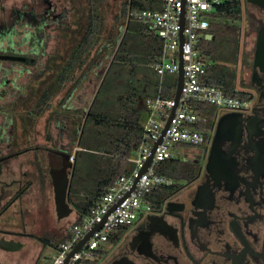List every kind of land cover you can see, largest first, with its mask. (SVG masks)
Returning <instances> with one entry per match:
<instances>
[{"label":"flooded vegetation","instance_id":"obj_1","mask_svg":"<svg viewBox=\"0 0 264 264\" xmlns=\"http://www.w3.org/2000/svg\"><path fill=\"white\" fill-rule=\"evenodd\" d=\"M249 20L256 41L243 42L240 30L238 44L242 66L249 75V107L214 118L204 143L189 148L183 157L194 168L191 179L181 182L145 219L136 221L95 264H263L264 71L254 63L258 40L264 36V18ZM3 55L10 64L21 63L30 69L39 66L34 51L12 50ZM18 101L14 96L0 97L4 105L0 117H10L2 132L7 136L0 134V264H14V254L26 246L24 238L48 239L26 232L28 207L24 201L35 183L27 167L24 126L34 116L28 115V120L15 117L13 107L20 106ZM18 124H22L23 135L13 130ZM73 137L67 136V144L46 151L51 169L63 167ZM68 200L71 205L70 191ZM49 245L57 248L54 243Z\"/></svg>","mask_w":264,"mask_h":264},{"label":"trees","instance_id":"obj_2","mask_svg":"<svg viewBox=\"0 0 264 264\" xmlns=\"http://www.w3.org/2000/svg\"><path fill=\"white\" fill-rule=\"evenodd\" d=\"M80 1L84 6H82V11H79L82 13V17L78 21V30L72 28V22L65 28L58 29L59 33H62L61 38H66L68 34L75 35L74 43L67 55L61 54L60 46L57 45V53L53 55L54 68L58 72V74L53 75L56 81L52 82V76H50L49 80L44 82L43 90L40 89L43 93L39 107L34 112L37 118L34 116L31 119L32 129L35 128L38 117L52 107L54 97L64 90L65 84L71 80L73 85L70 86V89L75 85L78 86L85 73H92V68L97 67V62L104 59L107 54L111 55L112 52L118 50L119 53L114 56V62L122 61L125 69L128 64L132 63L133 65L134 57H131L130 53L122 52L125 41L121 42L120 48L115 49L121 40V28L128 23L129 12L155 8L158 4L157 0H124L120 3L119 11L112 16V22H109L110 0ZM241 19L242 1L225 0L222 5L217 7L211 21L210 32L214 38L202 39L198 49L201 58L209 62L207 72L203 77L205 84L223 89L228 96L250 99L251 96L248 92L236 90V65L239 61L238 44ZM146 29L152 32L148 28ZM161 53L162 44L160 48L157 46L152 48L151 55L155 63L159 60ZM47 70L52 71L53 69L48 66ZM126 70L132 76L135 74L132 68L128 67ZM171 95V87L163 93L164 97ZM118 99L121 105V114L119 115L97 111L95 107L98 103L97 97L88 112L81 114L78 112L71 119V124L74 127L73 136L77 139L80 148L75 154V168L70 186V200L79 213L76 220L78 224L82 223L84 217L90 214L103 191L111 187L119 177L129 173L134 168V164L129 158L134 155L142 140L143 123L140 108L142 101L144 102L146 98L141 92L133 90V92L129 91L127 96H120ZM198 104L199 109L208 116V121L204 125H196L195 127L197 129L204 127L209 129L217 109L215 106L206 103ZM130 107L133 108L132 114ZM84 121L85 125L83 124ZM101 136H104L105 139L102 140ZM47 137L48 140L51 139V135ZM81 161L88 165L90 174H82L79 165ZM193 169L183 158L160 162L157 173L173 179L177 184L170 187H156L146 195V198L155 207H159L165 197L181 182L191 179L194 173ZM128 228L121 226L113 231L110 234L109 242L116 244ZM63 239L66 240L67 237ZM41 242L45 247L50 244L48 239H42ZM104 253L105 251H101L99 256L104 255ZM95 263L96 260L86 262V264ZM35 264L46 263L42 257H39Z\"/></svg>","mask_w":264,"mask_h":264},{"label":"built area","instance_id":"obj_3","mask_svg":"<svg viewBox=\"0 0 264 264\" xmlns=\"http://www.w3.org/2000/svg\"><path fill=\"white\" fill-rule=\"evenodd\" d=\"M157 2L155 8L129 13L130 18L162 40L161 56L153 64L160 77L157 94L145 100L146 119L143 124L142 140L134 155L129 158L134 168L103 191L99 201L91 209L90 214L84 217L82 223L78 224L75 221L68 227L67 239L57 245V254L53 257L52 264H64L67 259V264H86L88 261L96 260L101 251H106L104 245L110 243L109 237L113 231L121 226L131 228L140 218L145 219L154 211L155 206L146 195L156 187H170L175 182L157 173L159 163L183 158L189 148L202 145L205 133L210 131V128L195 127L208 121V116L199 109L198 103L215 106L217 110L214 118L222 112L245 111L250 105L249 98L228 96L223 89L203 82L209 62L201 58L199 44L202 39L210 40L213 37L210 32L211 21L217 7L224 1L157 0ZM181 52L184 62L181 96L163 135L175 106ZM167 73L176 77L171 86L170 97L163 96L164 77ZM161 137V142L155 148ZM150 157L151 162L145 169ZM74 158L75 155H72L71 160ZM134 185V190L120 202ZM101 223L102 227L69 257L86 234Z\"/></svg>","mask_w":264,"mask_h":264},{"label":"rangeland","instance_id":"obj_4","mask_svg":"<svg viewBox=\"0 0 264 264\" xmlns=\"http://www.w3.org/2000/svg\"><path fill=\"white\" fill-rule=\"evenodd\" d=\"M119 1L110 0L109 22H112V16L118 8ZM241 1L242 19L239 25L243 33L242 41L252 44L256 41V36L253 33L249 19L250 17L263 19L264 11L258 9L256 7L258 5L249 3L247 0ZM82 6L84 5L80 0H0V97H17L19 105L25 106L24 108L18 105L13 107L15 117L22 119L23 116L24 119H27L28 115L31 117L35 116L34 112L38 109L42 98L44 82L47 79L49 80L50 76H52V82L56 81L53 75L58 74V72L54 68L53 55L57 53L59 46L61 54H69L74 43L75 35L68 34L66 38H61L62 33L60 34L58 29L65 28L71 22L72 28L77 29L79 27L78 21L82 17V13L79 12L82 11ZM60 38L61 41H59ZM129 38L125 37L124 41L130 42ZM117 48L119 46L115 49ZM12 50L34 51L39 59L38 68L30 69L21 63L10 64L9 61H6L3 54ZM118 53V50L112 52L111 55L97 62V69L95 66L92 68V72L96 71L93 80L94 87L89 89L93 92L96 89L98 91L101 89L98 92V102L103 101L107 106L106 110L112 109V106L115 105V98L118 95L129 91L133 92V90L143 92L145 85L141 73L132 76L127 72L123 63L114 62V56ZM50 57H52L51 60ZM48 66L53 69V72L46 71ZM38 72L40 73L39 76H37ZM241 75L242 73L238 75L237 82L240 90L246 88L241 83L243 78ZM22 94L24 95L21 96ZM1 105L0 112H3L2 107L4 105ZM54 112V106L52 105L37 120L34 129L31 128V120L27 119L28 122L24 126L26 130L24 136L28 140L27 144L23 145L28 148L29 159L32 160L34 154H41L49 149H57L62 144H67V136L73 133L71 132L72 126L69 125L66 119V114L64 115V120L55 121L57 114ZM6 116L3 119L0 117V134L4 136H7V133L5 134L4 132L2 134L3 128L10 123V117ZM64 124H67L68 127H64ZM22 128V124H18L15 129L13 127V130L17 135H23ZM48 135H51L50 140H48ZM73 141H76V143H73ZM77 145V139L69 138L68 146L71 148L72 155L79 151L80 148ZM16 146L19 147L20 145ZM44 156L43 154L41 157ZM52 162L55 163V160H52ZM50 163L51 161H48L49 168L46 169V161L43 162L42 169L46 171L44 174L42 173L43 171H39L38 167L35 168L33 163L28 167L30 178L35 184L31 186V191L28 192V196H25L26 199L24 201L28 207L25 219L27 220L26 232L47 237L51 243L58 245L66 237L68 227L78 219L79 213L72 202L73 211L68 217L60 219L57 216L53 187L49 178ZM79 165L83 175L90 174V168L84 161L79 162ZM43 177L47 181L46 184L45 180L43 183L38 181L39 179L42 180ZM18 227V229L21 228V226ZM23 242L26 246L14 254V264H35L39 257H42L46 264H52L53 257L57 254L56 247L51 245L45 247L41 241L31 237L24 238ZM104 247L108 251L113 245L107 243Z\"/></svg>","mask_w":264,"mask_h":264},{"label":"crops","instance_id":"obj_5","mask_svg":"<svg viewBox=\"0 0 264 264\" xmlns=\"http://www.w3.org/2000/svg\"><path fill=\"white\" fill-rule=\"evenodd\" d=\"M124 0H120L121 3ZM120 3L118 5V8L115 10V13L119 11L120 9ZM130 13V12H129ZM122 35L121 40L119 43V48L121 45V42L124 41L125 37H130V42L124 43L123 51L124 53H130L131 57H134L135 60H133L132 63L127 65L126 69L132 68V71L135 72L134 75L137 73L142 74V80L144 81V89L143 92H141L145 98L155 96L157 94V88L160 77L156 73L155 69L153 68V64L155 61L152 59L151 51L152 48L161 46V39L154 34L153 32H149L146 28L144 29V26L140 24L139 22L128 18V23L125 27L121 28ZM124 33V34H123ZM109 54L106 55L108 57ZM129 59V58H127ZM241 57H239V61L236 65L237 68V77H236V90H240L237 86L238 82V75L242 73V81L241 83L246 86L245 89H241L240 91H248V84H249V75L246 71V69L242 66ZM123 63L122 61H120ZM61 63V62H58ZM96 69L98 67H95ZM96 72V71H95ZM95 72L89 73L86 72L84 75V78L82 79L81 83L78 86H73L72 89H70V86L73 85L72 81L69 80L68 83L65 84L64 90L59 92L57 96L53 99V106L54 111L56 112L57 116H55V121L58 120H64V115L66 114V119L69 124H71L72 117L74 118L75 115L80 112H88L90 108L92 107L94 101L98 97V90L96 89L95 92H93L90 87H94V78H95ZM79 74V73H78ZM175 75L167 73L164 77V85L165 90L170 89V87L173 85L175 81ZM89 79V80H88ZM129 93V92H128ZM120 96H127V92L124 94L118 95V97L115 98L114 104L112 106L111 110H106V104L102 102H98L96 104V110L99 112H105L110 115H119L121 114V105L119 103V97ZM130 99V98H129ZM145 99V100H146ZM132 107H130V113L132 114ZM141 111H142V123L144 124L146 119V108H145V101H142L141 104ZM54 112V113H55ZM72 126V124H71ZM65 127V124H64ZM71 132L74 133V127L72 126ZM73 133L71 135H73ZM101 139L104 140L105 137L101 136ZM74 140V137H73ZM73 143H76V141ZM78 143V141H77ZM78 146V145H77ZM28 153V150H27ZM45 155L44 157H41L42 155ZM36 157V159H35ZM27 160V167H30L33 163V166L36 168H39V171L43 174L46 172L44 169H42L43 162L46 161L45 168L48 169V161L49 157L47 155V152H42L41 154H34V158ZM29 165V166H28ZM29 169V168H28ZM30 173V170H29Z\"/></svg>","mask_w":264,"mask_h":264},{"label":"water","instance_id":"obj_6","mask_svg":"<svg viewBox=\"0 0 264 264\" xmlns=\"http://www.w3.org/2000/svg\"><path fill=\"white\" fill-rule=\"evenodd\" d=\"M247 2L255 4V5H258L261 8H264V0H247ZM213 38L214 37H211V39H213ZM182 41H183V37H182ZM183 63L184 62H183L182 52H181V54H180V71H179V75H178L177 91H176V94H175V106H174V108L172 110V114H171V117H170V119H169V121H168V123L166 125V128L163 131V135L166 132V130H167L169 124H170V120H171L172 116L175 113L178 101H179L180 96H181V91H182V86H183V75H184ZM263 63H264V36H260V38L258 40L254 66L256 68H259L261 71H264V69L262 67ZM225 116H223L221 118V120ZM162 137L155 144V148H156L157 144H159L161 142ZM155 148H154V150H155ZM71 156H72V154H66L65 153L64 156H63L64 157L63 158V167L60 168V169L53 168V169L50 170V175H51V178H52V181H53V186H54V194H55L54 199H55L56 211H57V214H58L60 219L68 217L73 211V208L71 207V205L69 203V200H68V194H69V191H70L71 176L73 175V171H74V168H75V158L72 161L71 160ZM151 158L152 157L149 158V161H148L145 169L150 164ZM69 171H71V173ZM59 173L62 175L61 177H59V175H60ZM69 174H71V176ZM134 187H135V185L132 187V189L127 193V195L120 202H122L127 196H129V194L134 190ZM115 207H113L112 210H114ZM101 227H102V223L98 224L92 231L87 233L86 236L77 244V246L75 247L74 251L69 254V257L74 252L78 251L89 240V238L97 230H99ZM261 256H262L263 264H264V246H263V251H262V255ZM67 262H68V259L65 261L64 264H67Z\"/></svg>","mask_w":264,"mask_h":264},{"label":"bare ground","instance_id":"obj_7","mask_svg":"<svg viewBox=\"0 0 264 264\" xmlns=\"http://www.w3.org/2000/svg\"><path fill=\"white\" fill-rule=\"evenodd\" d=\"M60 174V173H59ZM62 175L60 174L59 177H61Z\"/></svg>","mask_w":264,"mask_h":264}]
</instances>
